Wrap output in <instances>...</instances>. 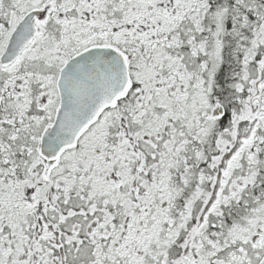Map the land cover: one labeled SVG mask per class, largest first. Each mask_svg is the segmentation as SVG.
Returning <instances> with one entry per match:
<instances>
[{
    "label": "snow or ice",
    "instance_id": "6c2138e0",
    "mask_svg": "<svg viewBox=\"0 0 264 264\" xmlns=\"http://www.w3.org/2000/svg\"><path fill=\"white\" fill-rule=\"evenodd\" d=\"M0 264H264V0H0Z\"/></svg>",
    "mask_w": 264,
    "mask_h": 264
}]
</instances>
